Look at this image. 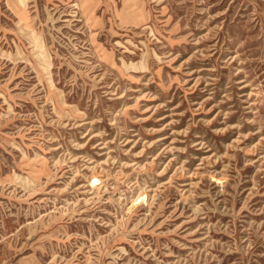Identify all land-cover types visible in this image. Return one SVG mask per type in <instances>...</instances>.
<instances>
[{
  "label": "rangeland",
  "instance_id": "1",
  "mask_svg": "<svg viewBox=\"0 0 264 264\" xmlns=\"http://www.w3.org/2000/svg\"><path fill=\"white\" fill-rule=\"evenodd\" d=\"M0 264H264V0H0Z\"/></svg>",
  "mask_w": 264,
  "mask_h": 264
},
{
  "label": "bare ground",
  "instance_id": "2",
  "mask_svg": "<svg viewBox=\"0 0 264 264\" xmlns=\"http://www.w3.org/2000/svg\"><path fill=\"white\" fill-rule=\"evenodd\" d=\"M25 36H26V35H25ZM92 177L95 178L96 176H95V175H92L91 178H92ZM96 179H97V178H96ZM91 182H92V181H91Z\"/></svg>",
  "mask_w": 264,
  "mask_h": 264
}]
</instances>
